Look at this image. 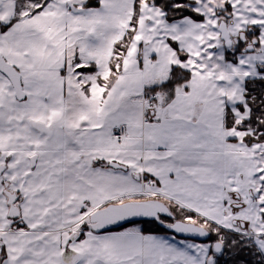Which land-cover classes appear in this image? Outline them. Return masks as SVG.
<instances>
[{
  "label": "snow or ice",
  "instance_id": "1",
  "mask_svg": "<svg viewBox=\"0 0 264 264\" xmlns=\"http://www.w3.org/2000/svg\"><path fill=\"white\" fill-rule=\"evenodd\" d=\"M229 253L264 264V0H0V264Z\"/></svg>",
  "mask_w": 264,
  "mask_h": 264
},
{
  "label": "trees",
  "instance_id": "2",
  "mask_svg": "<svg viewBox=\"0 0 264 264\" xmlns=\"http://www.w3.org/2000/svg\"><path fill=\"white\" fill-rule=\"evenodd\" d=\"M150 225H154V224L150 223V224L146 225L147 226L146 230L151 229ZM152 230H154L156 233H165L166 232L165 230L158 228L156 225L154 226V229H152ZM247 255H248L247 253L244 254L245 258H247ZM220 264H232V254L229 253V254H226L224 257H222Z\"/></svg>",
  "mask_w": 264,
  "mask_h": 264
},
{
  "label": "water",
  "instance_id": "3",
  "mask_svg": "<svg viewBox=\"0 0 264 264\" xmlns=\"http://www.w3.org/2000/svg\"><path fill=\"white\" fill-rule=\"evenodd\" d=\"M161 229H163V228H161ZM163 230H165V229H163ZM166 231V230H165ZM178 238H180V239H184L185 237L184 236H180V237H178ZM188 239H193V237H191V236H189V237H187ZM196 239V242H203V238H195Z\"/></svg>",
  "mask_w": 264,
  "mask_h": 264
},
{
  "label": "rangeland",
  "instance_id": "4",
  "mask_svg": "<svg viewBox=\"0 0 264 264\" xmlns=\"http://www.w3.org/2000/svg\"><path fill=\"white\" fill-rule=\"evenodd\" d=\"M154 226H155V225H150L151 229H154ZM146 227H147V226H146ZM164 234H165V233H164Z\"/></svg>",
  "mask_w": 264,
  "mask_h": 264
},
{
  "label": "crops",
  "instance_id": "5",
  "mask_svg": "<svg viewBox=\"0 0 264 264\" xmlns=\"http://www.w3.org/2000/svg\"><path fill=\"white\" fill-rule=\"evenodd\" d=\"M156 234H159V235H164V233H156Z\"/></svg>",
  "mask_w": 264,
  "mask_h": 264
}]
</instances>
